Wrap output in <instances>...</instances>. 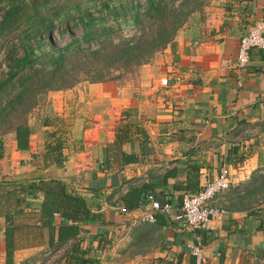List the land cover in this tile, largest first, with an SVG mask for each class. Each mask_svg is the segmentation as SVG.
<instances>
[{
	"label": "crops",
	"instance_id": "0c3cea01",
	"mask_svg": "<svg viewBox=\"0 0 264 264\" xmlns=\"http://www.w3.org/2000/svg\"><path fill=\"white\" fill-rule=\"evenodd\" d=\"M261 21L264 0H218L207 20L181 27L134 79L47 93L50 113L32 123L28 150L16 151L12 134L0 140V184L6 183L0 194L41 179L62 181L89 209L74 244L95 264H192L196 242L204 264H264V202L231 211L216 196L212 204L225 213L207 229L162 215L155 223H132L144 203L130 213L119 204L128 188L145 183L151 185L143 189L146 201L178 211L183 196L196 192L185 189L189 176L201 188L224 166L234 187L264 166V134L232 133L264 117V54L251 49L246 67L234 68L239 38ZM164 78L167 86H160ZM53 130L63 134V162L43 166V133ZM40 201L28 195L12 217L11 264H37L49 251L48 228L38 225ZM58 223L55 217L54 230ZM3 229L0 217V264ZM70 244L56 248L46 264H64Z\"/></svg>",
	"mask_w": 264,
	"mask_h": 264
},
{
	"label": "trees",
	"instance_id": "16d2710c",
	"mask_svg": "<svg viewBox=\"0 0 264 264\" xmlns=\"http://www.w3.org/2000/svg\"><path fill=\"white\" fill-rule=\"evenodd\" d=\"M208 1L144 0L141 7L132 5L133 0H0V66L6 70L0 80V140L12 134L15 150L26 152L34 127L28 119L45 102L47 93L66 91L81 81L120 83L126 74H136L138 67L159 54L181 27L201 13ZM71 23L80 26L81 35L71 36L60 48L48 49L45 44L51 46L56 26L63 25L61 30L67 31ZM126 24L133 27V34L123 39L118 31ZM243 127L264 134V117L250 125H240L232 131L233 135ZM43 134V166L61 165L63 134L55 130ZM0 186L6 187V183ZM150 188L145 183L128 188L119 197L122 211L130 213L147 203L143 189ZM185 189H200L196 175L187 178ZM36 194L41 196L38 225L48 228L49 248L37 264H46L52 252L69 241L64 264H95L96 259H90L87 251L74 244L79 225L91 219L89 209L81 197L69 195L58 179L37 180L26 189L0 194L4 264L12 263L15 250L12 217L28 195L30 198ZM216 196L231 211H245L264 202V166ZM55 217L59 223L54 230ZM101 247L98 242L97 250Z\"/></svg>",
	"mask_w": 264,
	"mask_h": 264
},
{
	"label": "built area",
	"instance_id": "2783aa9c",
	"mask_svg": "<svg viewBox=\"0 0 264 264\" xmlns=\"http://www.w3.org/2000/svg\"><path fill=\"white\" fill-rule=\"evenodd\" d=\"M264 22L256 23L249 31L241 36L234 60V68L242 71L248 62L251 49H256L264 54ZM160 86H167L166 79L159 80ZM231 187L230 178L226 167L222 166L216 176L206 182L198 191L185 195L180 206L174 210L167 202L159 203L149 200L137 210V215L132 223H155L156 217L162 215L171 220L182 223L192 229H207L209 224L221 217L225 210L212 204L214 197ZM192 264H204L202 248L199 242L190 247Z\"/></svg>",
	"mask_w": 264,
	"mask_h": 264
},
{
	"label": "rangeland",
	"instance_id": "374dc122",
	"mask_svg": "<svg viewBox=\"0 0 264 264\" xmlns=\"http://www.w3.org/2000/svg\"><path fill=\"white\" fill-rule=\"evenodd\" d=\"M217 2H218V0L208 1L206 3V6L201 10V13L197 14L196 18L191 19L185 25H189V24H193V23H203L205 20H207V18H209L210 9L216 7ZM134 4H137L141 7H144V0H133L132 5H134ZM1 12L2 11H0V16H1ZM62 28H63V25L56 26V31H54L52 34L51 46H48L47 44H45L48 49L60 48L63 45H65L71 39V36L79 37L81 35V29H80V26L78 24L73 25V23H71V26H70V28L67 29V31L61 30ZM132 29H133L132 26H130L129 24H126V26L120 27V30L118 31V35H120L123 39H128L133 34ZM5 71H6L5 68L3 66H0V80L3 79ZM134 77H135V74H131V73L126 74L125 76H123L124 79H122L121 82H123L125 80H132V79H134ZM85 84H86V82L81 81L78 84H76L75 86H83ZM79 97H82V94H80ZM47 113H50L49 112V103L47 102V100L45 98V102H42L32 112L31 116L29 117L28 121H29L30 125H32V123L33 124L34 123L35 124L40 123L43 116L46 115ZM62 126L64 127V129L68 128V122L62 123ZM35 130H37V129H35ZM255 131H257V130L251 129L250 127H243L238 132V134L240 133V135L242 137H247L248 135L254 134ZM50 263L51 262H49L48 264H50Z\"/></svg>",
	"mask_w": 264,
	"mask_h": 264
}]
</instances>
